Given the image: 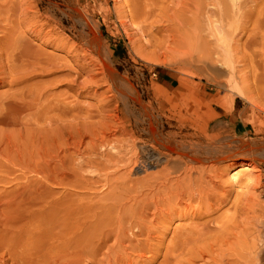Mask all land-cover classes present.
Listing matches in <instances>:
<instances>
[{
    "label": "bare ground",
    "instance_id": "obj_1",
    "mask_svg": "<svg viewBox=\"0 0 264 264\" xmlns=\"http://www.w3.org/2000/svg\"><path fill=\"white\" fill-rule=\"evenodd\" d=\"M241 1L205 0V38L199 34L196 17L170 19L169 25L159 21L162 27H170L163 42L164 57L179 69L180 91L154 86L152 97L144 103L129 81L106 62L99 27L89 15V2L94 11L97 0H68L63 5L0 0V87L7 88L0 94V264H130L134 256L146 253L158 259V248L164 245L167 227L176 216L193 217V221L203 210L231 203L233 218L238 212L237 200L230 201L233 190L243 181L260 183V177H253L258 170L254 162L256 156L264 157L261 142L237 139L236 119L223 124L214 108L232 116L235 97L255 105L245 81L237 79L231 49L235 41L230 21ZM190 2L199 12L198 0ZM42 4L46 7L40 11ZM137 11L136 2L128 10L130 24ZM142 11L145 21L150 12ZM99 12L109 15L104 7ZM51 44L63 48L65 56L48 52L45 47ZM95 53L99 60L91 56ZM89 59L98 65L93 74L85 67ZM199 64L212 68L215 78L207 81L218 95L183 96L182 90H192L188 69ZM37 79L47 80L32 83ZM59 80L66 83L57 85ZM99 82L108 96L100 94L103 105L92 113L69 95L75 88L84 90ZM62 86L65 91H58ZM11 108L21 114L10 115ZM92 118L98 126L91 133L89 128L73 125ZM29 125L50 137H43L42 162L33 168L44 181H48L45 171L53 167L75 178L69 186L83 188L94 181L82 175L85 170L110 171L105 174L99 208L54 210L57 204L48 202L44 192L6 198L29 169L19 144L10 138L19 137ZM10 174H16L13 180L8 179ZM31 198L37 202L26 203ZM16 211L27 214L25 224L12 223ZM51 212L52 220L44 216ZM121 212L129 214L128 220ZM259 220L246 215L244 223L253 222L256 229L242 254L214 256L216 252L208 250L211 245L188 248L215 228L214 221H207L194 225L191 237H183V242L170 241L160 264H264ZM221 228L230 229L224 224Z\"/></svg>",
    "mask_w": 264,
    "mask_h": 264
},
{
    "label": "rangeland",
    "instance_id": "obj_2",
    "mask_svg": "<svg viewBox=\"0 0 264 264\" xmlns=\"http://www.w3.org/2000/svg\"><path fill=\"white\" fill-rule=\"evenodd\" d=\"M45 1L48 3L57 2L63 5L68 0ZM136 2L138 4L137 16L135 20L132 19L133 24H130L128 10H131ZM198 2L199 12L195 11L194 4L190 0H97L98 5L94 11H92L93 4L89 2V15L99 27V38L104 46L102 53H106V62L114 69L116 75L129 81V84L139 92L144 103L152 97L154 86L166 87L165 89L168 91H180L177 80L180 76L177 71L179 69L176 65L168 63V60L164 57L163 42L169 35L168 30L170 27H162L159 21H163L164 25H169L168 20L170 19L178 21V18L190 19L196 17L199 34L205 38L207 35L206 3L205 0H198ZM40 7V11H42L46 5L42 4ZM100 7H104L109 11V15L99 12ZM142 10L150 12L149 15H146L148 18L145 17V21H143ZM263 15L264 0H242L238 14L230 21V36H233L235 41L231 44V49L237 68V79L245 81L249 88V95L253 98L255 105H251L242 98L235 97L232 116L225 115V112L220 108H214L221 115L219 120L221 123L228 124L231 118L236 119L237 139L261 142V146L264 148V22L259 23L260 17ZM63 25L68 26L66 20H64ZM45 48L57 57L65 56V51L61 47L51 44ZM91 56L99 60L98 54H91ZM97 66L96 62L89 59L85 67L93 74L98 71ZM188 73L191 75L188 79L192 90L191 92L190 90H182L184 97L203 93L218 95L217 88L207 81L215 78L212 68L199 64L198 66H191ZM57 76L61 77L62 75ZM45 80L47 79H37L32 83L37 82V85H40L42 84L40 81ZM218 80L227 79L218 78ZM65 83L66 81L59 80L57 85ZM65 89L66 87L62 86L58 91H65ZM6 90V87H0V94ZM75 91L69 95L72 96L77 106L89 113L95 111L96 107L103 105L101 99L108 96L105 93L106 87L101 82L90 85L84 90L75 88ZM100 94H104L102 98ZM219 95L223 97L227 93H220ZM129 102L132 105L134 104L131 99ZM242 112L245 113L240 118ZM14 114L21 113L18 112L17 108H11L10 115ZM96 123L97 120L92 118L73 122V125H76L79 129L89 128L88 131L91 133L98 126ZM244 124L247 125L246 129L243 126ZM7 129L13 131L11 128ZM246 134L247 136H245ZM43 137L50 139L45 134H41L35 126L29 125L22 129L19 137L10 138L13 143L19 144V148L24 155V166L29 169L22 174L21 180L17 183L18 188L9 190L6 198L11 194L18 199L24 198L27 193L38 195L44 192L43 195L45 194L48 202L55 201V204H57L54 210H75L82 206L99 208V195L105 189V174H109L110 171H104L96 166H94L96 168L85 170L82 175L92 178L94 181L86 183L87 185L83 188L69 186V183L74 181L75 178L71 174H64V171L53 169V167L45 171L48 181H44L42 179L43 175L33 170L42 162L40 159L42 151L40 146L44 144ZM45 148H48V146ZM254 163L258 170L253 172V177L254 179L260 177V183L248 184L243 181L239 184L240 186L235 187L236 189L233 190L230 196V201L237 200L238 212L234 214L232 219H230V216L234 210L231 203L220 206L217 204L208 211L203 210L200 212V216H207L199 219L200 216L197 215L198 218L193 221H191L193 217L188 220L185 218L179 219L176 216L172 224L167 227L164 245L158 248L160 257L156 259L153 253H146L140 257L134 256L130 264H160L170 241L179 240V242H183V237H191L190 234L194 225L207 221H214L215 228L211 229L197 242L192 241L188 248H205L211 245L208 250L209 253L216 252L214 256L219 255V253L223 255L242 254L241 252L245 250L246 246L248 247V242L255 236L254 231L256 229L253 222H251V225L244 223L247 214L252 219L254 216L260 217L259 221H262L261 226L263 227L262 240L264 241V157L262 155L256 156ZM15 176L16 174H10L8 179L13 180ZM15 184L16 182L12 181L10 186ZM32 202H37L36 198L26 201L28 204ZM52 212L49 213L50 215L46 214L44 216H48L52 220ZM122 212L121 217H125L126 213ZM58 216L61 217L62 214H58ZM27 218L28 216L24 211H16L13 214L12 223L22 225L26 223ZM126 218L128 220L129 214H126ZM223 224L224 228L229 226L230 229H222ZM53 227L55 228L54 225ZM219 228L222 230H219ZM55 231L58 230L55 228ZM161 236V233H159L158 237ZM181 264L188 263L184 261Z\"/></svg>",
    "mask_w": 264,
    "mask_h": 264
},
{
    "label": "crops",
    "instance_id": "obj_3",
    "mask_svg": "<svg viewBox=\"0 0 264 264\" xmlns=\"http://www.w3.org/2000/svg\"><path fill=\"white\" fill-rule=\"evenodd\" d=\"M167 80H169V79H167Z\"/></svg>",
    "mask_w": 264,
    "mask_h": 264
}]
</instances>
